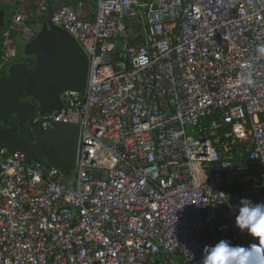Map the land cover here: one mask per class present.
<instances>
[{
  "label": "built area",
  "instance_id": "built-area-1",
  "mask_svg": "<svg viewBox=\"0 0 264 264\" xmlns=\"http://www.w3.org/2000/svg\"><path fill=\"white\" fill-rule=\"evenodd\" d=\"M0 69L44 22L89 61L84 96L31 126H79L75 177L0 150V264H202L264 203V0H0ZM40 29L38 30V27ZM20 43V46L18 44ZM251 73V83H248Z\"/></svg>",
  "mask_w": 264,
  "mask_h": 264
},
{
  "label": "water",
  "instance_id": "water-1",
  "mask_svg": "<svg viewBox=\"0 0 264 264\" xmlns=\"http://www.w3.org/2000/svg\"><path fill=\"white\" fill-rule=\"evenodd\" d=\"M23 55L36 57L32 73L19 62L8 67L6 78H0V150L20 152L26 162L35 160L55 167L63 171L66 183L70 184L75 177L79 126L54 122L42 131L30 123L36 110L49 113L60 108L62 93L85 95L88 57L68 32L49 22H44L36 37L25 43ZM11 116L22 127L18 135L3 128Z\"/></svg>",
  "mask_w": 264,
  "mask_h": 264
},
{
  "label": "clouds",
  "instance_id": "clouds-1",
  "mask_svg": "<svg viewBox=\"0 0 264 264\" xmlns=\"http://www.w3.org/2000/svg\"><path fill=\"white\" fill-rule=\"evenodd\" d=\"M259 52L264 54V47H260ZM250 77L251 73H249L248 83L252 82ZM241 204L235 220L236 227L241 232L247 230V234L254 239L264 240V203H253L245 199L241 201ZM256 251L258 249L253 247L252 252L245 253L243 247L221 240L214 246L205 248L202 264H244L245 258ZM260 264H264V261Z\"/></svg>",
  "mask_w": 264,
  "mask_h": 264
},
{
  "label": "trees",
  "instance_id": "trees-1",
  "mask_svg": "<svg viewBox=\"0 0 264 264\" xmlns=\"http://www.w3.org/2000/svg\"><path fill=\"white\" fill-rule=\"evenodd\" d=\"M20 46V43L18 44ZM20 63H22L28 73H32V71L36 67V58H26V56H21L20 59L18 60ZM7 68L0 69V78L4 77L5 75L7 76ZM3 128H5L7 131L14 135H18V127H17V119L14 116H11L7 124L3 125Z\"/></svg>",
  "mask_w": 264,
  "mask_h": 264
},
{
  "label": "flooded vegetation",
  "instance_id": "flooded-vegetation-1",
  "mask_svg": "<svg viewBox=\"0 0 264 264\" xmlns=\"http://www.w3.org/2000/svg\"><path fill=\"white\" fill-rule=\"evenodd\" d=\"M0 11L3 12V24H4V22H5V18H6V11H5V10H0ZM3 24H2V25H3ZM1 27H2V26H0V29H1ZM21 56H23V49H22V47L20 46V47H18V56H17L16 60L14 61V63H19L20 61H18V60L20 59ZM26 58H36V57H35V56H26ZM6 77H7V76L5 75L3 78H6ZM17 127H18V126H17ZM17 129H18L17 132H20L21 129H22V127H18Z\"/></svg>",
  "mask_w": 264,
  "mask_h": 264
},
{
  "label": "crops",
  "instance_id": "crops-1",
  "mask_svg": "<svg viewBox=\"0 0 264 264\" xmlns=\"http://www.w3.org/2000/svg\"><path fill=\"white\" fill-rule=\"evenodd\" d=\"M247 199V198H245ZM245 199H241L239 200V207H238V211H237V215H238V212H239V208L242 206L241 204V201L242 200H245ZM248 200H251L253 202L252 199H248ZM241 232V231H240ZM240 234H242V236L244 237V239L250 244V245H255L258 241V239H254L252 237H250L248 234H247V230H244L243 232H241Z\"/></svg>",
  "mask_w": 264,
  "mask_h": 264
},
{
  "label": "rangeland",
  "instance_id": "rangeland-1",
  "mask_svg": "<svg viewBox=\"0 0 264 264\" xmlns=\"http://www.w3.org/2000/svg\"><path fill=\"white\" fill-rule=\"evenodd\" d=\"M40 29V26L38 27V30ZM25 45V43L22 45V49H23V46ZM258 242H261L259 239H258Z\"/></svg>",
  "mask_w": 264,
  "mask_h": 264
},
{
  "label": "snow or ice",
  "instance_id": "snow-or-ice-1",
  "mask_svg": "<svg viewBox=\"0 0 264 264\" xmlns=\"http://www.w3.org/2000/svg\"><path fill=\"white\" fill-rule=\"evenodd\" d=\"M261 242L264 243V240H262Z\"/></svg>",
  "mask_w": 264,
  "mask_h": 264
}]
</instances>
